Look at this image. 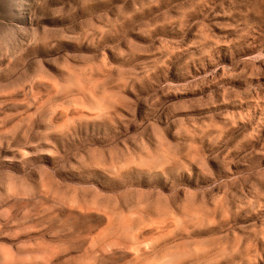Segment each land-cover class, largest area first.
<instances>
[{"label": "rangeland", "instance_id": "rangeland-1", "mask_svg": "<svg viewBox=\"0 0 264 264\" xmlns=\"http://www.w3.org/2000/svg\"><path fill=\"white\" fill-rule=\"evenodd\" d=\"M0 264H264V0H0Z\"/></svg>", "mask_w": 264, "mask_h": 264}]
</instances>
